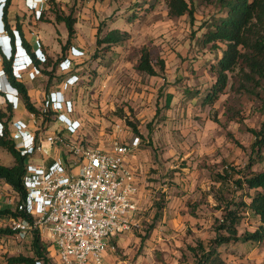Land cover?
<instances>
[{"label": "rangeland", "instance_id": "obj_1", "mask_svg": "<svg viewBox=\"0 0 264 264\" xmlns=\"http://www.w3.org/2000/svg\"><path fill=\"white\" fill-rule=\"evenodd\" d=\"M96 2L98 5L77 8L70 1L49 9H61L65 14L73 9L75 15L84 12L83 25L89 30L88 34L75 37L76 44L84 49V55L79 56L82 61L76 67L80 68L78 82L82 84L78 91L70 92L73 100L80 103L78 110L83 111L82 103L88 94L85 88L91 86L93 95L98 96L94 101L104 96L107 109L102 122L87 125L89 131L81 135L84 141L93 147L107 148L116 123L124 126L123 141L130 142L134 136H141L134 153L139 165L135 174L141 189L138 210L131 229L121 233V237L116 236L117 250L109 251V257L107 253L105 264H195L196 257L189 247L196 246L200 240L208 243L215 237L218 219L222 217L221 198L232 199L242 194V191L236 192L233 183L221 184L218 173L230 167L244 169L250 161L254 164L250 170H264V149L261 154L252 151L253 130L259 129L264 121V89H258V93L247 91L236 70L230 73L228 87L215 103L203 102L215 80L210 66L221 55V48L202 43L213 16L218 15L213 6L197 4L191 20L187 15L170 17L164 0L155 8L148 6L145 10L138 7L155 0ZM47 13L46 18L42 17L44 20L49 19ZM100 27L102 37L115 27L128 32L129 37L110 47L97 46ZM59 28L61 31H57L51 44L48 42L52 57L48 56L43 65L52 78L38 69L50 81L58 83L75 70L74 66L70 71L61 70L60 62L67 57L78 58L72 54L71 45L67 51L62 50L68 32L64 25ZM144 49L150 52L153 63L158 58L165 61L164 71L149 75L139 70ZM2 78L3 89L8 88L7 77ZM19 96L20 105L13 112L21 115L14 112L10 119L4 118L8 125L12 121L11 128L28 115L22 94ZM45 98L38 102L40 108ZM0 109L7 110L8 105L2 103ZM45 121L51 126L50 131L56 130L53 126L58 121L57 114H51ZM13 162L11 153L0 146V163L10 166ZM4 186L0 179V188ZM7 189L3 195L15 206L17 194L12 187ZM243 198L249 201L247 196ZM157 201L163 203L162 219L147 238ZM258 225V218L245 212L239 234L254 231ZM1 227L10 229L9 220L3 221ZM2 237L0 264H6L7 256L33 254L31 233L26 238L14 232L4 233ZM42 241L52 250L45 237ZM220 251L226 264H264V242L259 245L231 242L221 246ZM53 255L50 257L57 261Z\"/></svg>", "mask_w": 264, "mask_h": 264}, {"label": "built area", "instance_id": "obj_2", "mask_svg": "<svg viewBox=\"0 0 264 264\" xmlns=\"http://www.w3.org/2000/svg\"><path fill=\"white\" fill-rule=\"evenodd\" d=\"M28 1L33 2L34 7L49 2ZM6 2L0 0V45L6 49L9 47L10 51L12 37L5 33L3 22ZM14 35L19 41L16 40L13 68L15 78L21 80L29 68L37 67L34 61L29 66V56L22 46L19 32L16 30ZM71 50L74 56L84 55L76 47ZM72 63L73 60L67 57L60 62V69L70 71ZM4 75L8 79L6 71L1 68L0 104L17 109L21 92L11 84L7 102L2 92ZM79 79L77 74L70 75L63 89L75 85ZM44 102L43 108H38L42 116L28 111L27 119L15 123L14 128H11L12 121L8 125L17 149L27 157L26 195L20 198L17 194L15 206L13 201L10 204L28 217L6 216L9 226L21 238L38 229L52 246L51 254L57 257L52 264H105L107 253L117 250L114 237L131 229L133 216L138 210L139 182L128 158L139 147L141 137L136 135L129 143L123 141L124 126L116 123L109 149L86 145L78 138L79 121L71 117L74 103L62 89L50 92ZM51 111L56 112L63 128L49 130L44 114ZM5 128L4 122L0 121V137L5 134ZM56 146L61 147L63 155L53 157ZM36 264L43 263L38 261Z\"/></svg>", "mask_w": 264, "mask_h": 264}, {"label": "trees", "instance_id": "obj_3", "mask_svg": "<svg viewBox=\"0 0 264 264\" xmlns=\"http://www.w3.org/2000/svg\"><path fill=\"white\" fill-rule=\"evenodd\" d=\"M164 1H166L170 17L187 15L191 20H194L197 4L211 5L218 14L213 16L202 39V43L205 45L211 44L212 48H221V55L217 56L215 62L210 66V70L215 75V80L204 95L203 102L205 104H213L219 99L228 87L230 73L236 70H239L243 86L247 91L258 93V89H264V0ZM8 3L9 1L6 2V5ZM159 3H161L160 0H155L150 4L144 3L138 9L145 10L148 6L155 8ZM53 14L55 15L53 22H64L68 29L67 41L62 46V50L66 51L76 35L77 17L73 9L69 14L62 13L61 9H55ZM101 30L102 27H100L97 35V46L110 47L125 41L129 37L128 32L122 31L120 28L110 29L103 37L100 36ZM11 36L14 38V33ZM21 38L25 48L29 50L30 45L23 36ZM29 52L31 51L29 50ZM31 54L37 68L40 64L44 65L48 60L47 56L38 58L35 53L31 52ZM152 60L150 52L144 49L138 64L139 70L149 75H158L165 70L164 60L158 58L155 63ZM12 64L13 58L4 59L3 67L10 83L21 92L26 109L40 115L41 112L31 100L25 84L14 77ZM43 68L41 71L52 78V74ZM13 114L12 106H9L7 110L0 109V121L6 125L5 134L0 137V146L11 153L14 158V162L10 166L0 163V179L9 184L20 198H24L26 195L24 175L27 169V157L17 149L15 140L10 137L8 123L4 119H10ZM51 114H56V112L45 113V120L50 119ZM253 133L252 151L255 154H261L264 149V121L259 129L253 130ZM253 165V162L250 161L244 169L236 170L230 167L229 170L218 173L217 180L221 184L233 183L236 192L242 191V194L241 197L234 195L232 199L221 198L223 204L222 217L218 219L219 224L215 229V237L208 243L200 240L196 246L189 247V250L196 257L195 264H226V260L221 256L220 247L231 242H250L257 245L264 242V170H250ZM236 174L239 176L236 177ZM243 195L247 196L249 201H246ZM155 207H157V211L154 214L153 222L147 229V238L156 228V223L162 219L163 203L157 201ZM0 212L9 218L28 219L24 213L17 211L12 206L1 209ZM245 212L257 217L259 225L254 231H245L239 234V225ZM8 232L13 233L14 231L11 228H0V235ZM31 237L33 254L7 256L6 264H36L38 261L43 264L53 263V259L50 257L51 250L43 243L40 231L34 229ZM145 239L143 237L142 242Z\"/></svg>", "mask_w": 264, "mask_h": 264}, {"label": "crops", "instance_id": "obj_4", "mask_svg": "<svg viewBox=\"0 0 264 264\" xmlns=\"http://www.w3.org/2000/svg\"><path fill=\"white\" fill-rule=\"evenodd\" d=\"M8 1L9 3L4 7V13H3V22H4L5 30H6L5 33L12 35V33H14L17 30L19 32L22 46L26 47L23 44V41L21 38L23 36L28 42V44L30 45L29 50L32 53H35V55L38 58H43L46 56L52 57L50 49H48V45L51 44V40L54 39L55 35L57 34V31L60 30L59 27L63 25L66 26L64 22H61V23L53 22L55 20V15L53 14V11H50L49 9L51 8V6H54L55 3L59 6L61 3L68 4L70 3V1H73V4H75L77 8H81V7L84 8L86 5L89 6L90 4L98 5V2H96V0L95 1L92 0V2L91 1L87 2V0H54V1L49 0L50 2L38 4V5H35V7L33 5L34 3L28 0H7V2ZM39 9H41L42 11L39 12L38 11ZM46 12H48L47 14H49L48 20L43 19V18H46ZM87 16L90 17V15H87ZM76 17H77V23L75 25V28H76L77 37L78 35H81L80 33L88 34L89 30L85 25H83L84 21H82V18H84V12L79 11V14H77ZM115 28H118V27H115ZM67 32H68V29H67ZM0 35H1V32H0ZM76 39L77 38H74L72 40V43L70 44L71 47H76L80 50H84L82 45H80L78 42L76 44ZM12 43L14 45V38L12 39ZM7 49H9V47ZM15 52L16 51L14 49L13 55ZM31 52L29 53L31 54ZM68 53L70 54V50L68 51ZM0 55H1L0 56V69H1L4 66V59L7 60V58L1 53V47H0ZM71 59L73 60L72 65L74 66L73 69L75 70H73V72H71L70 74H67L65 79L62 80L60 83H58L56 80L50 81L46 75H44L42 72L39 71L41 68H43V64H40V66H38L39 70L38 69L37 70L39 71V73H37V70L36 72H34L33 69L29 68V70L25 74V79H21L19 81L25 84L28 90V94L31 97V100L35 103L36 107H38L39 109H40V104H38V102H41L43 97L45 98V96L48 95L50 92L58 91L62 89L64 95L68 99L75 101V107H74L75 111L73 112V114H71V117H73V119L79 121L80 123V129L78 130V138H80V140L83 141L84 144L89 145L88 141L87 140L84 141L85 139L81 135L87 134L86 132L89 131L87 125H89L91 122L92 123L98 122V121L102 122L103 113L106 111L107 106L104 103V99H103L104 96H102L99 99L100 101H98L97 99H96V102L94 101L95 96L96 97L98 96L93 95L94 94L93 87L90 86V87L85 88V91H87L88 94L87 96H85L84 103H82L83 111L78 110L80 103L77 100H73L70 91L71 90L78 91L82 83L78 82L76 85L70 86L69 89H66V90L63 89L64 83L70 75L72 74L79 75L78 70L80 68H76V67H79L80 60L82 61V57L71 58ZM57 71L60 72V69L58 66H57ZM14 112L16 114L18 111H14ZM19 114L21 115V113ZM25 119H27V116ZM63 127H64L63 123L61 122L59 123V121L54 122L53 128L61 129ZM49 130H51V126L49 127ZM109 147H110V142L107 148L101 147V146L99 148L109 149ZM61 150L62 149L60 146H56L54 148L53 157L58 156V155H63V152H61ZM137 150H138V147L132 151V153L129 155V158H128L129 163L133 167L134 170H136L137 168L139 169V165H138V162L135 161L136 159H135V154H134L135 151ZM4 183H5V186L0 188V210L12 206L10 204V200L8 201V199L5 198L3 195L4 194L3 190H8L7 188H10L11 186L7 184L5 181ZM140 190L141 189L139 188V192ZM138 194L136 195L137 203L139 202ZM5 220H7L6 216L0 212V225H2L3 221ZM117 236L121 237V234ZM115 238L116 236L114 237V242L117 243ZM0 241H4L2 235H0ZM1 247L2 246L0 245V248ZM109 255L110 253H108L107 257H109Z\"/></svg>", "mask_w": 264, "mask_h": 264}, {"label": "clouds", "instance_id": "obj_5", "mask_svg": "<svg viewBox=\"0 0 264 264\" xmlns=\"http://www.w3.org/2000/svg\"><path fill=\"white\" fill-rule=\"evenodd\" d=\"M11 37H12V39H13V36H11ZM16 40H17V39H16V36L14 35V45H13V43L11 42V48H12V49H11L10 51H9L8 49H6L5 47H2V46L0 45V47H1V53L7 58V60H10V59H12V58L15 56V53H14V55H13V50L15 49V51H17V43H15ZM23 48L25 49L27 55L29 56V60H30V62H29V66H30V65H32L34 59H33L32 55L28 52V50H27L24 46H23ZM0 56H1V55H0ZM12 72H13V75H14V77H15L16 74H15V72H14L13 64H12ZM9 82H10V81H9ZM8 85H9L8 88H5V89L2 90V92H3V94H4V96H5V99H6L7 102L9 101V90L12 89V85H11V83H8Z\"/></svg>", "mask_w": 264, "mask_h": 264}]
</instances>
